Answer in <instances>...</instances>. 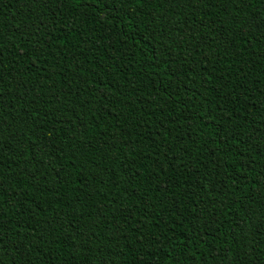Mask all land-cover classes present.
Wrapping results in <instances>:
<instances>
[{
    "label": "trees",
    "instance_id": "16d2710c",
    "mask_svg": "<svg viewBox=\"0 0 264 264\" xmlns=\"http://www.w3.org/2000/svg\"><path fill=\"white\" fill-rule=\"evenodd\" d=\"M0 264H264V0H0Z\"/></svg>",
    "mask_w": 264,
    "mask_h": 264
}]
</instances>
